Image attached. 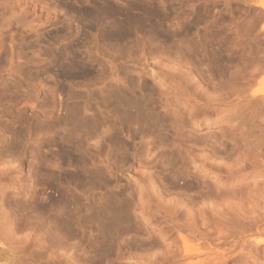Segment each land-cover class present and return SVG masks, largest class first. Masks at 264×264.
<instances>
[{
    "label": "rangeland",
    "instance_id": "obj_1",
    "mask_svg": "<svg viewBox=\"0 0 264 264\" xmlns=\"http://www.w3.org/2000/svg\"><path fill=\"white\" fill-rule=\"evenodd\" d=\"M0 264H264V0H0Z\"/></svg>",
    "mask_w": 264,
    "mask_h": 264
},
{
    "label": "bare ground",
    "instance_id": "obj_2",
    "mask_svg": "<svg viewBox=\"0 0 264 264\" xmlns=\"http://www.w3.org/2000/svg\"><path fill=\"white\" fill-rule=\"evenodd\" d=\"M128 100H129V99H128ZM128 100H127V101H128ZM127 101H126V102H127ZM126 102H124V103H126ZM128 102H129V104H130V101H128ZM131 102H132V101H131ZM121 103H122V102H121ZM120 105H121V104H120ZM124 105H125V104H124ZM126 106H127V104H126ZM128 106H129V108L131 109V107H130L131 105H128ZM132 107H133V106H132ZM134 109H135V111H136V108H134ZM131 111H132V110H131ZM131 111H129V112H131ZM130 114H131V113H130ZM140 118H141V117H140ZM138 120H139V119H138Z\"/></svg>",
    "mask_w": 264,
    "mask_h": 264
}]
</instances>
